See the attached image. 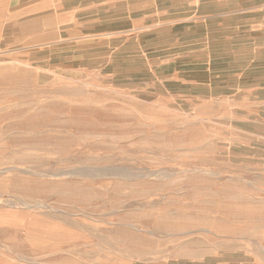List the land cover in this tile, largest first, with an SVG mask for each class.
<instances>
[{"label":"rangeland","instance_id":"1","mask_svg":"<svg viewBox=\"0 0 264 264\" xmlns=\"http://www.w3.org/2000/svg\"><path fill=\"white\" fill-rule=\"evenodd\" d=\"M207 13L0 52V264L264 263V7Z\"/></svg>","mask_w":264,"mask_h":264},{"label":"crops","instance_id":"2","mask_svg":"<svg viewBox=\"0 0 264 264\" xmlns=\"http://www.w3.org/2000/svg\"><path fill=\"white\" fill-rule=\"evenodd\" d=\"M243 1L246 0H0V20H3L0 52L29 53V62L39 66L46 64L47 51L49 65L52 55L61 54L68 46L69 56L65 60L73 62L76 52L71 49L106 37L119 39L118 35L129 34V39L122 42L124 46L131 40L140 44L141 28L157 27V20L172 12H211L217 14L212 17H220V12L240 13L264 7V0H260L261 3L248 6L249 9H231L233 4L242 5ZM248 42L251 46L253 40ZM8 46L16 49L8 51L5 48ZM248 51L252 52L253 48ZM103 58L106 57L100 60ZM260 59V55H248V72H264L256 62Z\"/></svg>","mask_w":264,"mask_h":264},{"label":"bare ground","instance_id":"3","mask_svg":"<svg viewBox=\"0 0 264 264\" xmlns=\"http://www.w3.org/2000/svg\"><path fill=\"white\" fill-rule=\"evenodd\" d=\"M8 49H9V48H8ZM28 103H29V102H28ZM28 103H26V104H25V103H24V104L21 103L20 106H21V105H24V106H25V105H27ZM15 104H16V103H15ZM15 104H9V105H7V107H8V108H11V107H12L13 105H15ZM30 104H34V102H32V103H30ZM30 104H29V105H30ZM10 105H12V106H10ZM39 105H40V104H37V105H34V106H35V108H36V106H39ZM20 106L16 105V107H20ZM24 106H23V108H24ZM2 107H3V106H2ZM2 107H1V110H2ZM7 107H6V108H7ZM16 107H15V108H16ZM28 107H29V106H28ZM4 108H5V106H4ZM8 108H7V109H8ZM13 108H14V107H13ZM33 110H35V109H33ZM1 112H2V111H1ZM91 169H92V168H91ZM10 170H11V169H10ZM79 170H80V169H79ZM92 170H93V169H92ZM101 170H103V168H102ZM4 171H5V170H4ZM4 171H3V172H4ZM22 171L24 172V170H22ZM22 171H21V174H22ZM26 171H27L28 174L32 173V172H30V173L28 172V171H30V170H26ZM77 171H78V170H76V172H77ZM81 171H82V170H81ZM83 171H84V170H83ZM88 171H89V170H88ZM96 171L98 172V170H96ZM110 171H111V170H110ZM112 171H113V170H112ZM120 171H122V170H119V171H117V172H120ZM5 172H9V171H5ZM5 172H4V174H5ZM11 172H12V170H11ZM68 172H69V171H68ZM68 172H67V173H68ZM76 172H75L76 175H77V174L80 175V174H79V171H78V173H76ZM85 172H86V171H85ZM99 172H100V171H99ZM99 172H98V173H99ZM104 172H105V170H104ZM104 172H103V173H104ZM108 172H109V171H108ZM114 172H116V171H114ZM194 172H195V171H194ZM197 172H198V171H197ZM12 173H13V172H12ZM18 173H19V169H18ZM27 173H26V174H27ZM88 173H89V172H88ZM88 173H85V174H88ZM98 173H97V174H98ZM110 173H111V172H109V174H110ZM124 173H125V172H124ZM124 173H122V174H124ZM127 173H128V172H127ZM187 173H188V171H187ZM192 173H193V172H192ZM199 173H200V172H199ZM201 173L204 174L205 172H202V171H201ZM1 174H2V173H1ZM35 174H36V173H35ZM39 174H40V173H39ZM41 174H42V173H41ZM63 174H64V173H63ZM65 174H66V173H65ZM95 174H96V173H95ZM104 174L106 175V174H108V173L106 172V173H104ZM112 174H113V173H112ZM116 174H119V173H116ZM160 174H161V173H160ZM205 174H206V173H205ZM2 175H3V174H2ZM7 175H8V174H7ZM31 175H32V174H31ZM55 175H57V174H55ZM78 175H77L76 177H79V178H80V176H78ZM99 175H100V173H99ZM101 175H102V173H101ZM101 175H100V176H101ZM105 175H103V176L106 177ZM110 175H111V174H110ZM158 175H159V174H157V176H158ZM211 175H212V174H211ZM66 176H67V175H66ZM72 176H73V175H72ZM72 176H71V177H72ZM119 176L121 177L122 175H119ZM119 176H118V177H119ZM129 176H130V175H129ZM129 176H128V177H129ZM144 176L147 177L148 175H144ZM144 176H143V177H144ZM149 176H150V175H149ZM149 176H148V177H149ZM172 176H173V175H172ZM212 176H213V175H212ZM37 177H38V176H37ZM39 177H43V176H40V175H39ZM49 177H50V176H49ZM51 177H52V176H51ZM62 177H65V176H62ZM73 177H74V176H73ZM111 177L113 178V177H114V174H113V176L111 175ZM115 177H116V175H115ZM122 177H124V180H125V178H126V180H127V178H128V177H125L124 175H123ZM122 177H121V178H122ZM140 177H141V176H140ZM153 177H154V175H153ZM155 177H156V176H155ZM65 178H66V177H65ZM67 178H68V177H67ZM100 178H101V177H100ZM100 178H99V179H100ZM116 178H117V177H116ZM151 178H152V177H151ZM151 178H149V179H151ZM102 179H103V178H102ZM152 179H153V178H152ZM135 180H136V179H135ZM155 180H156V179H155ZM230 180H231V179H230ZM5 202H6V201H5ZM2 203H3V202H2ZM19 203H20V202H19ZM20 205H22V204L20 203ZM8 206H9V204H8ZM24 206H25V205H23V206H21V207H24ZM25 207H26V206H25ZM34 207H35V205H34ZM41 207H43V206H40L39 208L42 209ZM26 208H27V207H26ZM29 208H30V207H29ZM31 208H32V207H31ZM35 208H36V207H35ZM35 208H34V209H35ZM27 209H28V208H27ZM50 210H51V209H50ZM51 211H53V210H51ZM51 211H50V212H51ZM55 212H56V211H55ZM1 225H3V224H1ZM131 227H132V226H131Z\"/></svg>","mask_w":264,"mask_h":264}]
</instances>
